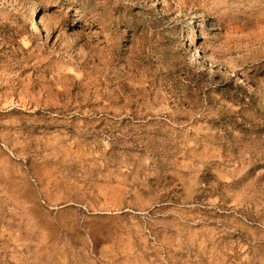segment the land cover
<instances>
[{
    "label": "rangeland",
    "instance_id": "1",
    "mask_svg": "<svg viewBox=\"0 0 264 264\" xmlns=\"http://www.w3.org/2000/svg\"><path fill=\"white\" fill-rule=\"evenodd\" d=\"M254 79L264 0H0V264H264Z\"/></svg>",
    "mask_w": 264,
    "mask_h": 264
},
{
    "label": "bare ground",
    "instance_id": "2",
    "mask_svg": "<svg viewBox=\"0 0 264 264\" xmlns=\"http://www.w3.org/2000/svg\"><path fill=\"white\" fill-rule=\"evenodd\" d=\"M35 17V16H34ZM37 26V24H36ZM196 50L199 52V48L197 47ZM202 53V52H201ZM204 57L210 59L213 61V64L215 66H219L220 63H219V60H217L211 53L209 52H204L203 53ZM242 80L246 82H250L251 81V78H249L247 75H245L244 73L242 74ZM252 85L256 88V89H260L261 91H264V85L262 83H260L258 80L254 79V81L252 82Z\"/></svg>",
    "mask_w": 264,
    "mask_h": 264
}]
</instances>
